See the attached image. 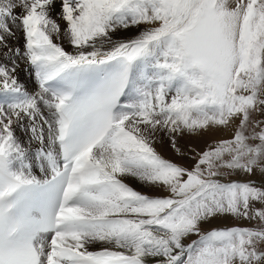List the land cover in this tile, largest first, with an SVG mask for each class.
Segmentation results:
<instances>
[{
  "label": "snow or ice",
  "instance_id": "1",
  "mask_svg": "<svg viewBox=\"0 0 264 264\" xmlns=\"http://www.w3.org/2000/svg\"><path fill=\"white\" fill-rule=\"evenodd\" d=\"M0 264H264V0H0Z\"/></svg>",
  "mask_w": 264,
  "mask_h": 264
},
{
  "label": "rangeland",
  "instance_id": "2",
  "mask_svg": "<svg viewBox=\"0 0 264 264\" xmlns=\"http://www.w3.org/2000/svg\"><path fill=\"white\" fill-rule=\"evenodd\" d=\"M28 75V74H27ZM24 78V77H23ZM28 78V77H27ZM25 79V78H24ZM230 133H224V132H218V133H208V134H205L204 136H202V137H199V138H195V139H199V141L198 140H195V139H192V138H190V139H188V138H186V144H188V142L189 143H192V144H190L191 146H193V147H199V148H202L203 147V145H204V143L207 141V140H209V139H212V138H218V137H220V136H223V135H229ZM203 141V142H202ZM197 143V144H195V143ZM202 142V143H201ZM199 143V144H198ZM159 145V144H158ZM171 159H177V162H183V161H180V160H178V158L174 155V153L172 152V158ZM257 179H259V177H256ZM130 184H132V182L130 183ZM133 185V184H132ZM229 223H237V222H235V221H229ZM239 223H241V224H246L247 222L246 221H242V222H239ZM194 238V237H193Z\"/></svg>",
  "mask_w": 264,
  "mask_h": 264
},
{
  "label": "bare ground",
  "instance_id": "3",
  "mask_svg": "<svg viewBox=\"0 0 264 264\" xmlns=\"http://www.w3.org/2000/svg\"><path fill=\"white\" fill-rule=\"evenodd\" d=\"M20 66H21V68H24L23 77H24L25 79H27V77H28V75H27V74H28V71H27V68L25 67V64H24L23 61H21ZM192 139H195V138H192ZM195 140H198V141H199V139H195ZM202 142H203V141H202ZM202 142H201V143H202ZM181 143H182V144H186V143H187V142H186V139H185L184 141H182ZM192 143H193V142H192ZM192 143H189V142H188V144H192ZM194 143H195V142H194ZM195 144H197V143H195ZM198 144H199V143H198ZM157 150L160 151L161 154L164 155L165 157H167V158H172V151L167 147V142H166V141H165L163 144H159V145H157ZM128 182H129V183L132 182L133 186H136V184H135L134 181L129 180Z\"/></svg>",
  "mask_w": 264,
  "mask_h": 264
}]
</instances>
